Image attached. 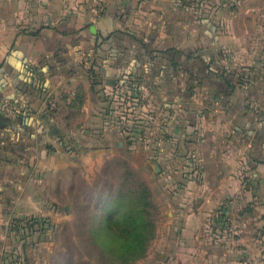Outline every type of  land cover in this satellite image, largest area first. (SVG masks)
Instances as JSON below:
<instances>
[{"label": "crops", "instance_id": "1", "mask_svg": "<svg viewBox=\"0 0 264 264\" xmlns=\"http://www.w3.org/2000/svg\"><path fill=\"white\" fill-rule=\"evenodd\" d=\"M215 1L196 9L188 0H103L95 16L91 0H0V264L19 263L13 219L52 216L45 205L55 200L50 186L66 187L70 156L87 140L99 153L115 135L125 138L106 114L122 79L141 83L133 91L140 103L178 122L172 133L182 138L175 149L198 155V183L209 187L206 208L226 198H252L264 175V81L246 92L219 73L230 65L242 71L232 55L237 43L264 39L251 31L263 27L264 0ZM241 9L247 15L238 22ZM91 64L97 85L87 72ZM262 65L243 69L264 71ZM9 100L16 111L2 110ZM203 264L264 260L209 257Z\"/></svg>", "mask_w": 264, "mask_h": 264}, {"label": "rangeland", "instance_id": "2", "mask_svg": "<svg viewBox=\"0 0 264 264\" xmlns=\"http://www.w3.org/2000/svg\"><path fill=\"white\" fill-rule=\"evenodd\" d=\"M203 1L212 4L211 0ZM203 1L188 0L197 5L196 9ZM224 2L232 6L235 0ZM239 13L238 22L247 15L245 9ZM247 24L252 26L250 20ZM251 31L255 36L264 33V24ZM246 39L232 50L242 71L247 64L263 66L264 62V39ZM133 114L130 118L122 116L129 130L127 137L115 135L99 153L91 152L95 144L87 140L80 153L70 156L67 163L73 170L68 171L66 187L50 186L55 200L45 204L52 212V216H45L54 226L39 237L38 232H22L23 238H18L21 248L16 253L18 264H120L114 250H107L117 242L111 239L113 233L97 227L111 209L114 197L137 196L143 187L149 192L147 210L154 235L145 254L132 264L139 260L141 264H203L209 257L264 260V175L257 178L260 182L250 200L249 196L239 201L226 198L208 209L204 203L209 187L198 183V155L175 149L176 139L182 138L180 133H172L178 123L175 118H167L151 104L137 105ZM108 117L116 129L117 124L122 126L116 116ZM118 139L124 144L120 146ZM183 144L187 146L186 141ZM66 148L74 146L67 143ZM155 161L161 169L154 168ZM179 226H187L189 232L178 233Z\"/></svg>", "mask_w": 264, "mask_h": 264}, {"label": "trees", "instance_id": "3", "mask_svg": "<svg viewBox=\"0 0 264 264\" xmlns=\"http://www.w3.org/2000/svg\"><path fill=\"white\" fill-rule=\"evenodd\" d=\"M95 67L94 64H91L89 69H87V72L92 76V85H97L101 82L97 78L98 74L96 73ZM30 69L31 72L35 74L34 67H30ZM219 75H222L221 77L225 79L233 89L236 88V86L238 88H246V92L253 89L256 80L259 79V81H264V71L260 67H252L248 69V71H238L230 65L229 67H224ZM167 79H173L171 73H168ZM116 84H119L117 85L119 87H116L110 94L108 100L109 104L107 106L108 111L106 114L113 118L116 116L118 121H120V123L122 122V126L117 124L118 130L127 137L128 135L126 132L129 130L128 127H125L126 125L123 124L124 119H122V116L130 118L129 115L131 116V114H133L136 106L141 105L140 101L137 99V94L133 93V91L140 90L141 83L131 79H122L121 81H117ZM120 93H122V97ZM116 101H118L119 105L114 107L113 104ZM7 103H9L15 111L17 110L12 101L9 100ZM182 109H185V112L187 108L182 107L181 110ZM19 114H21V112ZM260 117L264 120L263 109ZM140 128L142 129V127ZM148 197L149 192L146 187H143L137 196L114 197L111 209L97 227L100 230L108 229L109 233H113L115 238L112 237L111 239L113 241L116 239L117 242H115V245L107 247V250L110 252L114 250V254L120 264H132L133 261L142 257L147 250L150 238L154 235V225L151 222L147 210V205L150 202ZM53 226V222L49 220L48 217L41 215L15 218L10 223V228L14 231L17 239L23 238L20 236L22 232H26L27 234L38 232L37 235L39 237V235H42L47 229H52ZM120 237H132L134 244L131 247H122L118 243V238Z\"/></svg>", "mask_w": 264, "mask_h": 264}, {"label": "built area", "instance_id": "4", "mask_svg": "<svg viewBox=\"0 0 264 264\" xmlns=\"http://www.w3.org/2000/svg\"><path fill=\"white\" fill-rule=\"evenodd\" d=\"M103 0H91V3H90V10L92 11V13L95 15V16H98L99 13L102 12V9H103ZM49 109H53L54 108V103L52 101L49 102ZM118 103V102H117ZM2 110L4 112H13L14 109L13 107L7 103V102H4L2 104ZM263 114H264V107H263Z\"/></svg>", "mask_w": 264, "mask_h": 264}, {"label": "clouds", "instance_id": "5", "mask_svg": "<svg viewBox=\"0 0 264 264\" xmlns=\"http://www.w3.org/2000/svg\"><path fill=\"white\" fill-rule=\"evenodd\" d=\"M118 243L122 247H131L134 244L132 237H120L118 238Z\"/></svg>", "mask_w": 264, "mask_h": 264}, {"label": "water", "instance_id": "6", "mask_svg": "<svg viewBox=\"0 0 264 264\" xmlns=\"http://www.w3.org/2000/svg\"><path fill=\"white\" fill-rule=\"evenodd\" d=\"M153 165H154V168H155L156 170H159V166H158L157 163H153Z\"/></svg>", "mask_w": 264, "mask_h": 264}]
</instances>
